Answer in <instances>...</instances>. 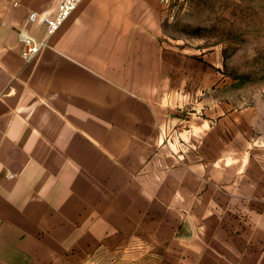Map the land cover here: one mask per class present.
Masks as SVG:
<instances>
[{
    "label": "crops",
    "instance_id": "obj_1",
    "mask_svg": "<svg viewBox=\"0 0 264 264\" xmlns=\"http://www.w3.org/2000/svg\"><path fill=\"white\" fill-rule=\"evenodd\" d=\"M59 2L0 0V264L156 248L264 264V224L236 227L224 202L244 189L210 158L229 116L198 101L183 110L159 0H83L28 62L19 30L43 38L28 16H54Z\"/></svg>",
    "mask_w": 264,
    "mask_h": 264
},
{
    "label": "rangeland",
    "instance_id": "obj_2",
    "mask_svg": "<svg viewBox=\"0 0 264 264\" xmlns=\"http://www.w3.org/2000/svg\"><path fill=\"white\" fill-rule=\"evenodd\" d=\"M159 2L162 40L173 51V68L185 71L183 110L195 112L198 101L214 120L229 116L225 126L218 122L210 158L220 168L230 164L215 175L239 178L245 192L224 203L236 227L259 217L264 224V0ZM194 253L190 248L97 249L91 264H195Z\"/></svg>",
    "mask_w": 264,
    "mask_h": 264
},
{
    "label": "built area",
    "instance_id": "obj_3",
    "mask_svg": "<svg viewBox=\"0 0 264 264\" xmlns=\"http://www.w3.org/2000/svg\"><path fill=\"white\" fill-rule=\"evenodd\" d=\"M83 0H60L58 11L54 16H40L37 12H30L27 22H41L45 27V36L38 38L28 29H21L18 38L23 44V57L28 61H34L44 51L50 42V38L62 27L69 16L75 11ZM168 3L170 0H163Z\"/></svg>",
    "mask_w": 264,
    "mask_h": 264
}]
</instances>
